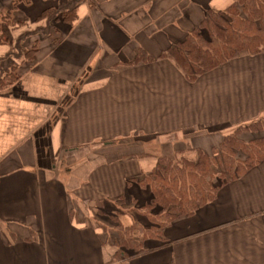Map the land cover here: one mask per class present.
I'll return each instance as SVG.
<instances>
[{
    "label": "crops",
    "instance_id": "1",
    "mask_svg": "<svg viewBox=\"0 0 264 264\" xmlns=\"http://www.w3.org/2000/svg\"><path fill=\"white\" fill-rule=\"evenodd\" d=\"M63 1L26 0L15 9L29 11L18 16L25 25L8 26L0 46V75L21 66V78L0 89V264H109L117 247L95 208L141 223L152 191L129 180L162 155L197 161L264 119V53H243L193 83L162 57L206 9L236 0H85L72 25L61 20L36 38L33 63L10 56L21 32L46 25L32 17ZM141 51L153 61L129 64ZM163 238L130 264H264V162Z\"/></svg>",
    "mask_w": 264,
    "mask_h": 264
},
{
    "label": "trees",
    "instance_id": "2",
    "mask_svg": "<svg viewBox=\"0 0 264 264\" xmlns=\"http://www.w3.org/2000/svg\"><path fill=\"white\" fill-rule=\"evenodd\" d=\"M83 1L85 0H66L57 6L44 8L36 21L45 20L46 25L35 30L40 34L49 35L61 20L72 25L78 19L79 7ZM24 2L25 0H14V8ZM15 21L11 12L0 11V46L9 43L8 26L24 25ZM21 38L22 35L19 36L18 43L10 48L9 55L21 59L22 64L33 63L39 52V42L35 40L30 48L21 52L22 54H16L15 46L17 50L21 47ZM243 53L252 56L264 53V0H236L223 11L206 9L202 24L185 39L172 45L162 57L173 60L185 78L193 83L205 73L225 65ZM151 61L153 58L141 51L128 63ZM20 74V65H14L9 71L2 73L0 89L19 80ZM263 162V118L238 126L211 152L200 150L197 161L170 155L160 156L151 173L129 180V184L151 188L150 201L141 207L146 219H141V223L125 225L116 212L109 216L117 219L110 228L100 222L107 216L106 212L92 213L105 233L113 232L112 241L117 250L109 264H130L133 259L141 257L144 252L150 250L145 248L148 240L165 239L163 232L169 225L181 217L192 216L201 208L213 203L224 186L241 179ZM75 213L73 210V218L76 217ZM76 220L84 223L83 218Z\"/></svg>",
    "mask_w": 264,
    "mask_h": 264
},
{
    "label": "rangeland",
    "instance_id": "3",
    "mask_svg": "<svg viewBox=\"0 0 264 264\" xmlns=\"http://www.w3.org/2000/svg\"><path fill=\"white\" fill-rule=\"evenodd\" d=\"M25 2H26V0H25ZM24 5H26V4H24ZM7 8L8 9H10V10H12L13 9V11L14 12H11L12 14L13 13H15V8H14V2H12L11 0H0V11H2V12H4V13H6V10H7ZM17 8V7H16ZM5 9V10H4ZM28 12L29 11H24V12H22V14H18V13H15V15H16V18H14V16H13V18L15 19V20H17V23L20 25H22V24H24L25 25V22H24V20H21V19H19V17H21V18H24L25 16H28ZM32 12V11H31ZM26 13V14H25ZM30 14V13H29ZM19 16V17H18ZM29 17V16H28ZM38 17V15L37 16H34V17H32V20L30 21L31 23H37L36 22V18ZM16 22V21H15ZM29 22V23H30ZM31 23L30 24H28L27 25V27L29 28V27H32L33 28V26L31 25ZM24 25H22V26H24ZM18 30H20V29H18ZM34 31V33L32 34L31 33V31H29V30H25L24 32H21V31H19V32H21L20 34H19V36L20 35H22V38H21V40H20V45H21V47L20 48H18V50L16 49L17 48V46H15L16 48H15V53L16 54H22L21 52L22 51H24V47L25 46H27V43L28 42H30V39H32V42H30L29 43V45H28V48H30L33 44H34V42H35V40H37L36 38H38L39 36H42L41 34H40V32H37L36 30H33ZM25 33H28V34H25ZM19 36L17 37L18 39H19ZM18 39L16 40V42L18 41ZM18 43V42H17ZM15 45V44H14ZM10 46H12L11 44H10ZM20 51V52H19ZM255 86H256V90L257 91H259V92H261L260 91V89H261V86H262V84H258V79H257V83L255 84ZM133 136H135V135H131V137H133ZM135 138L133 137V140H134ZM127 151H130L131 149H126ZM153 153L156 151L155 149L154 150H151ZM91 155H94V154H91ZM86 157H84V158H80V160H81V165L84 163L83 162V159H85ZM70 159V158H69ZM88 159V158H87ZM71 160V159H70ZM89 160H95L93 157H91V158H89ZM101 206V205H100ZM86 210L87 209H89L88 207H86L85 208ZM109 209H110V207H109ZM91 210L93 211L94 210V208H91ZM96 210V211H95ZM95 210H94V213H97V211H101V213H105V209L104 208H102V207H99V208H95ZM107 210V209H106ZM112 211H114L113 210V206H111V209L109 210V212H106L105 214L107 215V216H104V217H106L107 218V220H108V222L110 223V222H112L113 224L115 223V221H117V219H113V218H110L109 216L111 215H113V213H110V212H112ZM78 213H79V211H78ZM91 213H93V212H91ZM118 214H120V212H117ZM144 215H145V213H144ZM118 218V217H117ZM140 218V217H139ZM80 219V218H79ZM82 219V218H81ZM107 229V228H106Z\"/></svg>",
    "mask_w": 264,
    "mask_h": 264
}]
</instances>
